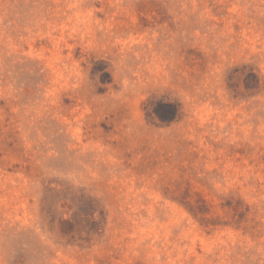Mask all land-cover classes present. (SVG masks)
I'll list each match as a JSON object with an SVG mask.
<instances>
[{"label": "rangeland", "instance_id": "1", "mask_svg": "<svg viewBox=\"0 0 264 264\" xmlns=\"http://www.w3.org/2000/svg\"><path fill=\"white\" fill-rule=\"evenodd\" d=\"M0 264H264V0H0Z\"/></svg>", "mask_w": 264, "mask_h": 264}]
</instances>
